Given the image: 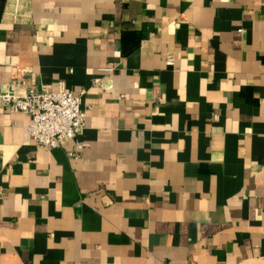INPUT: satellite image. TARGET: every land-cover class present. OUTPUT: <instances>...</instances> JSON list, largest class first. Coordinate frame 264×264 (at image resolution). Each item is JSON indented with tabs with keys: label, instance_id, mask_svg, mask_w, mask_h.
<instances>
[{
	"label": "crops",
	"instance_id": "0c3cea01",
	"mask_svg": "<svg viewBox=\"0 0 264 264\" xmlns=\"http://www.w3.org/2000/svg\"><path fill=\"white\" fill-rule=\"evenodd\" d=\"M63 88L59 148L0 107V264H264V0H0V91Z\"/></svg>",
	"mask_w": 264,
	"mask_h": 264
},
{
	"label": "built area",
	"instance_id": "2783aa9c",
	"mask_svg": "<svg viewBox=\"0 0 264 264\" xmlns=\"http://www.w3.org/2000/svg\"><path fill=\"white\" fill-rule=\"evenodd\" d=\"M102 70L111 72L114 67ZM20 73L23 74V70ZM0 107L26 114L30 119L27 138L46 148H59L68 140H76L86 124L81 97L68 88L57 92L31 91L24 95L0 91Z\"/></svg>",
	"mask_w": 264,
	"mask_h": 264
}]
</instances>
